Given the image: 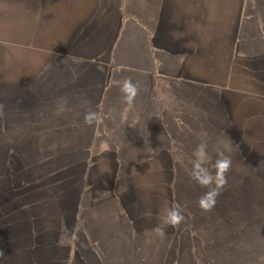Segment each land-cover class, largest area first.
<instances>
[{"label":"crops","instance_id":"obj_1","mask_svg":"<svg viewBox=\"0 0 264 264\" xmlns=\"http://www.w3.org/2000/svg\"><path fill=\"white\" fill-rule=\"evenodd\" d=\"M216 111L264 137V0H0V264H109L134 176Z\"/></svg>","mask_w":264,"mask_h":264},{"label":"rangeland","instance_id":"obj_2","mask_svg":"<svg viewBox=\"0 0 264 264\" xmlns=\"http://www.w3.org/2000/svg\"><path fill=\"white\" fill-rule=\"evenodd\" d=\"M226 125L216 111L215 128L208 135L199 130L198 143L172 129L174 140L183 142L167 144L165 158L151 161L150 174L134 176L128 199L133 222L112 225L109 264H264V137H256L254 127ZM201 142L212 155L209 166L218 151L232 159L228 184L211 212L198 207L207 189L191 179L193 152ZM174 205L185 216L178 227L162 223ZM156 227L163 234L153 231Z\"/></svg>","mask_w":264,"mask_h":264},{"label":"clouds","instance_id":"obj_3","mask_svg":"<svg viewBox=\"0 0 264 264\" xmlns=\"http://www.w3.org/2000/svg\"><path fill=\"white\" fill-rule=\"evenodd\" d=\"M117 83L120 86V92L123 95L124 103L131 108L139 95V84L133 83L130 78H124ZM66 104L67 100L63 99L62 105L59 107V112L57 114H61L67 110L66 107H64ZM102 120L103 115L98 111H88L84 115V122L89 126L99 124ZM50 147L54 149L56 146L52 145ZM177 151H179V149H177ZM211 161L212 155L208 151L207 142H201L193 152V159L191 161V179L202 188L207 189L197 201L198 207L203 212H211L214 209L218 197L228 184L227 174L232 167L231 157L225 155L222 151L216 153L214 163L209 166V162ZM184 221L185 216L179 205H174L166 209L165 215L162 219L164 225L172 227H178ZM153 231L157 234H163L160 227H156ZM2 255L3 253L0 252V256Z\"/></svg>","mask_w":264,"mask_h":264}]
</instances>
